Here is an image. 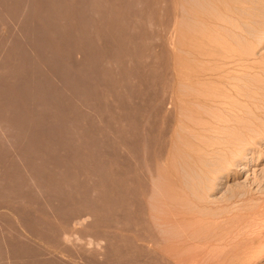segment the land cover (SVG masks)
<instances>
[{
  "label": "rangeland",
  "instance_id": "1",
  "mask_svg": "<svg viewBox=\"0 0 264 264\" xmlns=\"http://www.w3.org/2000/svg\"><path fill=\"white\" fill-rule=\"evenodd\" d=\"M22 1L23 6L0 0L1 10L9 7L14 13L23 7L27 14L22 24L13 17L0 26V39L6 37L4 44L0 41V264H123L121 244L115 243L122 228L123 162L130 170V218L149 234L148 176L158 169L164 176L159 158L174 150L164 133L166 124L154 115L152 94L156 78L167 71L168 0ZM19 69L25 70L22 78ZM161 80L162 88L167 81ZM140 102L145 117L134 110ZM126 111L128 148L123 147L121 123ZM259 150L258 161L222 178L211 197L220 215L203 223L205 243L189 247L195 255L191 264H264V141ZM20 179L25 186L26 180L45 185L40 191L47 195L39 188L38 195L24 191L26 201L19 193L34 187L28 182L29 188L20 190L15 183ZM51 213L61 216L63 224L73 214L80 216L56 226ZM52 229L74 232L78 244L105 236L114 246L104 248L101 257L93 254L94 247L87 249L90 253L59 248Z\"/></svg>",
  "mask_w": 264,
  "mask_h": 264
},
{
  "label": "bare ground",
  "instance_id": "2",
  "mask_svg": "<svg viewBox=\"0 0 264 264\" xmlns=\"http://www.w3.org/2000/svg\"><path fill=\"white\" fill-rule=\"evenodd\" d=\"M17 3L22 5L23 1L17 0ZM167 6L168 63L167 71L165 75H162L167 85L161 88L162 76L156 78L157 82L152 94L154 115L159 116L166 124L164 133L171 148L172 146L174 148L172 152L168 151L159 158V163L165 171L164 176H168L169 180L159 172V169L150 172L148 178L151 187L146 200L148 203H146L148 205H146L148 207L147 225L150 233L142 234L139 229L141 227L139 220L135 217V219L130 218V170L127 160L123 162L122 228L120 239L118 241L115 239V243L121 244L119 252L123 264H191L195 255L188 252L189 247L204 242L205 236L201 231L203 223L219 214L220 208L211 197L217 191L222 178L233 171L240 170L242 166L243 169H247L249 164L258 161L262 156L259 149L264 141V0H168ZM95 7L101 8L97 5ZM8 8L0 9V26L8 24L13 17L22 24L27 15L24 16V8L20 7V10L18 8V11L14 12L16 15ZM21 28V33L16 32L19 36H22L23 27ZM5 39L6 37L0 39L2 44ZM18 44L20 45L19 42ZM8 53L7 55L11 54ZM12 57L11 59L18 61L17 56ZM19 62V65H23V57L22 59L20 57ZM20 69L17 76L22 78L21 71L25 70L20 71ZM21 90L18 91V100L19 106L24 109L23 101H20V98H23ZM14 94L17 95L16 92ZM143 103L140 102L134 109L140 117H145ZM15 105L13 103V106ZM128 120L129 113L126 111L121 117V123L125 138L123 147L127 148L130 144L127 141ZM256 171L255 168L254 175ZM40 180L44 183V179ZM18 181L15 182L16 187L21 190L26 184L21 179L17 184ZM28 182L26 180V188L29 185ZM34 183H30V186H33L35 190L27 189L26 191L24 188L21 192L19 191V195L22 191L21 195L24 199H26L24 191L27 193L30 191L33 194L36 191L38 195V188L42 195H47L40 191L46 187L45 185L41 188V184ZM6 188L5 190L12 189L8 186ZM0 193L3 192L0 191ZM15 194L18 193L15 192ZM42 195L39 196L42 197ZM17 196L12 195L14 199L19 198V200L23 197ZM48 197H50L49 194ZM24 199L22 201L25 202ZM44 202L46 203L47 200ZM44 208L50 212H52L51 209L53 210L47 205H44ZM59 208L61 207L57 206V211ZM52 213L51 217L56 221V226L61 222L63 224L61 216L57 217ZM75 216L79 219L80 215ZM70 218L67 219L71 220ZM78 219L76 225L80 224ZM68 220L67 223L65 221L67 225ZM83 221L82 219L81 223ZM88 221L86 223L92 220ZM84 224L83 226L87 225ZM80 226L82 227V224ZM57 229L52 230L57 232ZM73 231H75L74 228ZM57 233H53V236L54 238L57 236L55 243L59 248H76L80 249L81 253H85L84 250L94 247L93 254L101 257L105 254L104 248L114 246V242L108 237L104 238L105 236L99 237L100 239L96 236L97 240L96 237L92 238L95 240L86 237L84 243L78 244L80 238L74 232ZM103 242L105 245L102 244Z\"/></svg>",
  "mask_w": 264,
  "mask_h": 264
}]
</instances>
